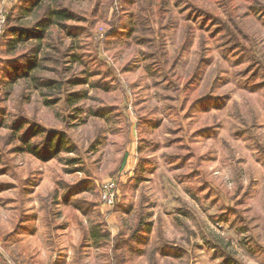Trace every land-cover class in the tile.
<instances>
[{
  "label": "rangeland",
  "instance_id": "374dc122",
  "mask_svg": "<svg viewBox=\"0 0 264 264\" xmlns=\"http://www.w3.org/2000/svg\"><path fill=\"white\" fill-rule=\"evenodd\" d=\"M148 1L138 28L130 18ZM218 1L110 0L99 9L110 24L89 21L99 23L89 44L107 65L96 72L108 78H86L80 64L59 56L54 39L61 53L71 44L75 51L74 42L53 30L39 71L61 86L0 85V264H264V13L251 1L232 4L233 20L253 42L246 61L225 48L229 32L217 33L232 13ZM72 4L96 12L92 0ZM121 14L133 34L106 50ZM18 18L10 26L35 22ZM186 26L193 46L182 55ZM7 78L0 71V82ZM76 93L79 100L69 99ZM205 98L215 102L195 116L190 104ZM20 122L24 129L13 133ZM201 128L210 134L195 136ZM54 134L58 149L41 158L27 152ZM115 179L114 211L101 188ZM123 241L129 247L116 250Z\"/></svg>",
  "mask_w": 264,
  "mask_h": 264
},
{
  "label": "trees",
  "instance_id": "16d2710c",
  "mask_svg": "<svg viewBox=\"0 0 264 264\" xmlns=\"http://www.w3.org/2000/svg\"><path fill=\"white\" fill-rule=\"evenodd\" d=\"M93 4L95 2L96 12L92 11L90 15L83 14V12L77 11L73 7V0H19L14 6L12 7L11 15L9 16L7 20V26L5 32L0 37V71H6L8 82H0V85L2 86H8L15 83L16 81H23L24 85V91L29 90H41L43 89H53L56 87L57 83H60L61 86L62 82H59L61 80H54L45 78L39 71V62L38 54L40 53V48L42 47V44L45 40H47V37L49 36V32L53 30L58 31V37H66V39H70V41L74 42L75 51L72 49L73 44L66 50L65 52L61 53V46L62 43L59 42V44H56L57 41L54 39V43L56 45V51L59 56H62L66 60H72L76 62L77 64H80V66L83 68V73L86 74V78H108L106 74H102L99 72V70L96 72V65L101 64L103 67H107L106 62H102L98 58V51L99 50H92L91 42L92 38H94V31H96V27L99 25V23H92L89 22L94 17H99L101 22L103 24H110V22L107 21L106 18H104V15L99 12V9H101V6H105L107 3L109 4L110 0H92ZM158 5L162 4L163 0H157ZM247 2L251 3L253 2V9L255 11H260V8L262 9L260 12L264 13V4H262L260 1L257 0H246ZM218 2H222L226 7L227 10L232 12L233 10V2L234 0H219ZM189 3V0H188ZM187 3V4H188ZM222 3H218V5H222ZM143 5L146 6V9L143 10V14L139 12L140 16L132 15L130 20H137L138 28H143V26L146 24V19L148 15V5H151V2H145ZM19 13V18H34L35 22L30 25H15L10 26V23L12 22V17L14 14ZM21 13V14H20ZM22 15V16H20ZM203 16L206 19L207 23H214V25H220L219 20L214 17V14L211 16L210 14H203ZM117 19L118 23L114 24V20ZM113 20L114 26H116V29L114 32L110 33L106 36L107 40L105 41V49L108 50L110 47L109 45L115 42V41H128L131 38L133 34V24L132 21L129 20V24L125 22L127 20L126 17H124L122 14L119 16L116 15V17ZM228 21L229 26L227 25V28H221V30L217 33H223L229 32L232 35V40L226 41L225 48L228 49L227 51H230V54H233L232 56H235L236 51H240V54H242L244 57H246V61L249 60V56L251 55L252 50V39L249 38L241 29L238 28V25L233 20V12L228 15V18L226 19ZM145 22V23H144ZM87 24V27L84 28L82 24ZM128 24V25H127ZM230 25L232 28H230ZM131 26V27H130ZM111 27V26H110ZM186 37L184 40V43L182 45L181 52L182 55H185L190 48L193 46V35H192V27L186 26ZM201 28H205V26H201ZM228 29V30H226ZM237 34H241L240 36H237ZM80 35H85L84 41L88 44H84L85 51L79 55L77 53L84 50L83 45L80 47L78 38ZM119 35H121L122 39H118ZM204 39V36H203ZM23 44L22 48L19 50L17 49L18 44ZM91 43V44H89ZM110 43V44H109ZM200 45L203 44V41L199 43ZM117 45H119L117 43ZM58 49V50H57ZM78 50V51H76ZM75 52V53H74ZM74 53V54H73ZM58 59V58H57ZM56 59V61H57ZM239 60H236L235 63H237ZM86 69V70H84ZM201 69V68H200ZM67 71L64 70V72ZM22 72V74H20ZM200 70L197 69L196 71V78L199 75ZM60 74V73H59ZM60 77L62 78V75L60 74ZM64 83V82H63ZM83 84L82 80H77L75 85ZM66 84V83H64ZM0 86V89H2ZM2 94V93H1ZM0 94V95H1ZM82 96L81 93L76 94H69V99L76 101L79 100ZM1 97V96H0ZM1 99V98H0ZM215 102V99H209L205 98L203 100H197L193 101L190 104V109L193 111L194 115L196 116L198 114L197 111H200L201 109L205 108L206 104L211 102ZM103 111L101 112H94L91 111L90 114L98 117V115H101ZM97 113V114H96ZM25 120V119H23ZM142 122V119L140 120V123ZM25 125H23L21 122L17 124L13 129V133L15 131L20 132L23 130ZM39 133V132H38ZM29 134H31V131L29 130ZM28 134V136H29ZM210 134V131L206 128H201L199 131L196 132L195 136L203 137ZM55 135V136H54ZM51 136H48L46 138H43V140L39 144H29L27 145V152L31 153L32 155H36L38 157H42L46 153L51 152L52 149L56 148L58 149V146L60 145V140L58 138V142L55 144V139L58 137V135L54 134ZM54 137V138H53ZM29 139V138H28ZM27 144L29 143L28 140L25 141ZM59 144V145H58ZM119 185V182H118ZM82 186H80L78 189H80ZM118 207V206H117ZM116 206L113 208L114 211L117 209ZM130 209V208H129ZM128 209V210H129ZM122 211V215H126L127 211ZM144 223L140 222V227H143ZM140 232L144 228H138ZM101 237L100 232H97ZM98 234H94L95 237H99ZM134 235L131 234L129 240H134ZM127 241L123 242H116V250L122 247L124 245L125 247H129ZM121 259V256H117L115 258L116 261H119ZM228 259H231L228 257Z\"/></svg>",
  "mask_w": 264,
  "mask_h": 264
},
{
  "label": "built area",
  "instance_id": "2783aa9c",
  "mask_svg": "<svg viewBox=\"0 0 264 264\" xmlns=\"http://www.w3.org/2000/svg\"><path fill=\"white\" fill-rule=\"evenodd\" d=\"M19 0H1L0 6V37L6 30L7 20L10 16V10ZM118 180L105 182L101 188V200L107 207L113 208L117 201L119 190Z\"/></svg>",
  "mask_w": 264,
  "mask_h": 264
}]
</instances>
